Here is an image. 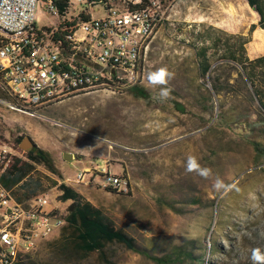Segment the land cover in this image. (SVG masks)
<instances>
[{
    "label": "rangeland",
    "instance_id": "1",
    "mask_svg": "<svg viewBox=\"0 0 264 264\" xmlns=\"http://www.w3.org/2000/svg\"><path fill=\"white\" fill-rule=\"evenodd\" d=\"M161 3L166 23L151 41L144 78L137 85L147 97H138L130 89L116 95H81L39 111L38 117L0 107V149L6 146L19 153L21 140L28 137L50 153L53 166L69 164L67 168H53L54 174L46 168H35L28 179L41 183L37 195H45L61 216H66L72 204L58 201L54 180L74 187L116 229L152 256L166 257L181 247L193 253V263L181 264H252V249L264 251V114L249 84L244 88L240 83L238 74L245 79L238 65L225 66L213 57L210 73L200 78L194 50L187 44L192 40L190 34L203 27L248 36L254 25L245 45L247 56L254 59L264 55V51H254L256 37L264 38V28L245 0ZM81 8L72 6L70 13L77 14ZM92 11L93 17L102 15L97 8ZM56 25V16L38 4L35 26L41 29ZM161 67L174 73L169 84L171 97L164 101L159 99L160 86H152L147 80L150 72ZM213 79L221 90L218 94L211 90ZM18 138L22 139L17 142ZM252 142L258 144L261 155ZM67 152L75 156L73 163L62 159ZM189 155L210 167L213 176L204 179L187 173ZM87 156L92 162L82 160ZM102 159L113 166V173L128 179L127 194L102 187L104 168H86L96 170L95 179L86 176L84 183L74 182L82 171L80 167L89 163L102 167ZM217 175L233 186L226 194L213 189ZM59 239L57 232L40 242L30 261L155 264L118 245L106 247L105 260L98 253L80 260L59 252Z\"/></svg>",
    "mask_w": 264,
    "mask_h": 264
},
{
    "label": "built area",
    "instance_id": "2",
    "mask_svg": "<svg viewBox=\"0 0 264 264\" xmlns=\"http://www.w3.org/2000/svg\"><path fill=\"white\" fill-rule=\"evenodd\" d=\"M38 4L56 16L55 27L35 26ZM58 5H66L64 16ZM72 6L82 8L73 14ZM165 23L161 0H0V107L38 117L81 95L126 92L143 80L151 41ZM14 160L10 148L0 149V177ZM95 171L83 169L74 182ZM101 173L103 188L129 192L126 177ZM65 224L45 195L19 202L0 183V264H16Z\"/></svg>",
    "mask_w": 264,
    "mask_h": 264
},
{
    "label": "trees",
    "instance_id": "3",
    "mask_svg": "<svg viewBox=\"0 0 264 264\" xmlns=\"http://www.w3.org/2000/svg\"><path fill=\"white\" fill-rule=\"evenodd\" d=\"M249 7L258 15L259 23L264 21V0H245ZM66 5H58L60 16H64ZM83 18V17H82ZM64 21H62L63 24ZM60 26H63L60 24ZM255 26L252 25L248 36L228 35L225 32L212 26L203 27L202 30L193 31L192 40L188 42V46L194 50L199 77L205 78L211 71L213 57L215 62L218 61L227 66L229 63L238 65L247 81L238 74L240 83L244 88L246 83L250 85L254 95L260 103V113L264 114V55L254 59H250L246 54L245 45L249 43L250 33L254 31ZM211 90L218 94L221 90L213 84H210ZM131 92L138 97L145 98L147 94L138 86L130 89ZM22 138H18L19 142ZM33 149L25 153L26 159L44 166L49 172L55 173L52 168V156L47 151L39 148L33 143ZM251 146L259 153L264 150L259 149L258 144L252 142ZM261 151V154H260ZM26 162L15 158L12 166L7 172L0 177V183L6 189H11L23 179L19 187V192L15 195L19 202H24L37 196L42 189L39 181L28 180L29 173L34 169L30 168ZM58 191V201L61 203L70 202L74 204V209L68 211L66 216H61L66 221V226L59 231V242L57 247L59 252L73 255L80 260L88 258L93 253H98L101 259H106L105 249L107 246L118 245L136 254L142 255L151 260L155 264H181L183 262L193 263V253L185 248L176 247L174 251L166 257L158 258L149 254L147 250L138 248L132 238L125 234L122 230L116 229L112 222L106 218L102 212L94 207L90 202L86 201L77 191L65 183L57 185L53 182ZM108 192L115 193L114 190L106 189ZM192 203H197L193 200ZM32 254V253H31ZM19 259L16 264H34L30 261V255ZM106 264H113L109 260H105Z\"/></svg>",
    "mask_w": 264,
    "mask_h": 264
},
{
    "label": "clouds",
    "instance_id": "4",
    "mask_svg": "<svg viewBox=\"0 0 264 264\" xmlns=\"http://www.w3.org/2000/svg\"><path fill=\"white\" fill-rule=\"evenodd\" d=\"M174 78V73L167 67H161L148 74V83L152 86H160L159 99L164 101L171 97L173 89L169 86L170 81ZM185 171L187 173H195L196 175L209 179L213 176V170L210 167L202 166L198 158L189 155L186 159ZM213 189L217 193L226 194L233 187L225 184V182L217 175L213 182ZM252 264H264V251L261 248H253L251 251Z\"/></svg>",
    "mask_w": 264,
    "mask_h": 264
},
{
    "label": "crops",
    "instance_id": "5",
    "mask_svg": "<svg viewBox=\"0 0 264 264\" xmlns=\"http://www.w3.org/2000/svg\"><path fill=\"white\" fill-rule=\"evenodd\" d=\"M251 59V58H250ZM33 149V148H32ZM31 149V150H32ZM30 150V151H31ZM12 153L15 155V157L17 158V159H21V161L22 162H26L29 166H31L30 168H34L30 173H29V176H28V178L31 176V175H33L34 174V172H35V168H45L44 166H42V165H37V164H35V163H33V162H31V161H29V160H27L26 159V156H25V152H23V151H20L19 153H15V152H13V150H12ZM74 160H76L75 159V156L73 155V161ZM82 160H86V161H89V162H92V160L93 159H91V157L90 156H87L86 158H83ZM103 161H102V164H103V166L102 167H100V165H97V163L92 167L91 165H92V163H89V164H87V165H85V166H82V167H80V168H82V170L83 169H86V168H107V170L109 171V172H111V173H113L112 172V168H113V166H107L106 165V161L104 160V159H102ZM73 161H72V163H73ZM69 165V164H68ZM68 165H60L59 163H55V165L53 166L52 165V168H67L68 167ZM113 174H116V173H113ZM116 175H119V174H116ZM32 179H34V178H32ZM89 179H91L92 181L95 179V178H93V177H89ZM26 179H23V181H25ZM22 181V182H23ZM55 181H57V180H54L53 182H55ZM22 182H20L19 184H17L16 186H13V188H11V189H9V190H13L14 192L16 191V193L17 192H19L18 190H19V187L21 186V184H22ZM34 182H36V180H34ZM57 183V182H56ZM61 183H63V182H58L57 183V185H59V184H61ZM88 183H90L89 181H87V184ZM56 187V186H55ZM71 187V186H70ZM71 188H73L75 191H77L74 187H71ZM89 189H91L90 187H89ZM20 193V192H19ZM79 193V192H78ZM59 195V194H58ZM16 196V195H15ZM86 201H88V202H90L89 200H87L86 199ZM91 203V202H90ZM54 208H56L57 210H58V208L57 207H54Z\"/></svg>",
    "mask_w": 264,
    "mask_h": 264
},
{
    "label": "water",
    "instance_id": "6",
    "mask_svg": "<svg viewBox=\"0 0 264 264\" xmlns=\"http://www.w3.org/2000/svg\"><path fill=\"white\" fill-rule=\"evenodd\" d=\"M259 26H260L261 28H264V24H263V23H261ZM241 72H242V74H243V77H244L245 81L248 82V81H247V77L245 76V74H244V72L242 71V69H241ZM249 86H250V85H249ZM250 88H251V87H250ZM251 91H252L253 97L255 98L257 104L260 106V103H259V101L257 100L256 96L254 95L252 88H251ZM33 146H34V145H33L32 140H31L30 138H28V137H25V138H23V139L21 140V142H20V144H19V149H20L21 151H23V152L26 153V152H29V151L33 148ZM62 159H63L65 162H72V161H73V154L68 153V152H67V153H63V154H62ZM73 209H74V204H72V205L70 206L69 210L72 211Z\"/></svg>",
    "mask_w": 264,
    "mask_h": 264
},
{
    "label": "bare ground",
    "instance_id": "7",
    "mask_svg": "<svg viewBox=\"0 0 264 264\" xmlns=\"http://www.w3.org/2000/svg\"><path fill=\"white\" fill-rule=\"evenodd\" d=\"M255 45H256V48L254 51L256 53L264 51V38L262 36L258 35L256 37V44Z\"/></svg>",
    "mask_w": 264,
    "mask_h": 264
}]
</instances>
